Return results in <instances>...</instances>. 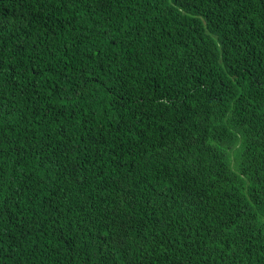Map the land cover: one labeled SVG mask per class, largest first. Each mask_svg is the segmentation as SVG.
I'll list each match as a JSON object with an SVG mask.
<instances>
[{
  "label": "trees",
  "instance_id": "obj_1",
  "mask_svg": "<svg viewBox=\"0 0 264 264\" xmlns=\"http://www.w3.org/2000/svg\"><path fill=\"white\" fill-rule=\"evenodd\" d=\"M0 264H264V0H0Z\"/></svg>",
  "mask_w": 264,
  "mask_h": 264
}]
</instances>
